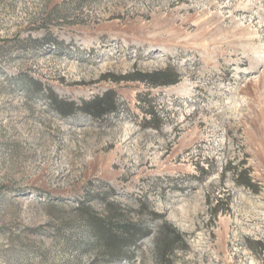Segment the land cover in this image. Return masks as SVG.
I'll use <instances>...</instances> for the list:
<instances>
[{
  "label": "rangeland",
  "instance_id": "rangeland-1",
  "mask_svg": "<svg viewBox=\"0 0 264 264\" xmlns=\"http://www.w3.org/2000/svg\"><path fill=\"white\" fill-rule=\"evenodd\" d=\"M263 83L264 0H0V264H264ZM92 218L146 233L106 258Z\"/></svg>",
  "mask_w": 264,
  "mask_h": 264
},
{
  "label": "trees",
  "instance_id": "trees-1",
  "mask_svg": "<svg viewBox=\"0 0 264 264\" xmlns=\"http://www.w3.org/2000/svg\"><path fill=\"white\" fill-rule=\"evenodd\" d=\"M127 79L132 81L145 82L153 87L171 86L172 84L179 83V77L172 68L165 71H156L155 73L142 72L135 75H130L127 78H122V80ZM29 82L32 84V87H34L38 92L43 89L41 82L33 80L32 78ZM116 96L117 94L114 91L108 92L102 97L99 96L95 98L94 101L84 100L81 107L78 106L75 102L61 100L57 96H55V98L51 99V104L54 107L56 106L58 108L57 110L63 115L70 116V114H73L75 111H81L83 113L88 112L99 118L114 112L117 102ZM151 115L155 117L156 114L155 112L151 111ZM235 174L237 176L236 182L239 185L244 186L245 188H249L255 193L259 192V186L251 179L249 169H244L241 171L237 170ZM229 201L230 197L227 198V202ZM107 204L110 207L114 205L111 203ZM218 214L219 212L215 211V217H217ZM91 220L93 224L95 239L97 240V243L103 245L102 255L103 257L110 259H117L120 255H123L125 253L124 250H126L125 248H128L129 242L132 241L133 236H136L138 233H146L145 229L136 228V225L133 223L115 224V222L111 219V221L100 220L96 218H92ZM159 228L160 235L158 239L160 241H165V244L161 243L162 247L160 250V257L166 261L169 254H174L178 242L183 244H185V242L182 238V235L177 230L172 233L173 236L169 235L171 233H168V235L164 236L163 234L165 230L162 227Z\"/></svg>",
  "mask_w": 264,
  "mask_h": 264
},
{
  "label": "bare ground",
  "instance_id": "bare-ground-1",
  "mask_svg": "<svg viewBox=\"0 0 264 264\" xmlns=\"http://www.w3.org/2000/svg\"><path fill=\"white\" fill-rule=\"evenodd\" d=\"M258 65L252 64V66L249 69H255ZM263 87H264V83H263Z\"/></svg>",
  "mask_w": 264,
  "mask_h": 264
}]
</instances>
